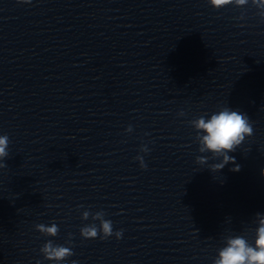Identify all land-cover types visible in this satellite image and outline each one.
Returning <instances> with one entry per match:
<instances>
[{
  "label": "clouds",
  "instance_id": "clouds-1",
  "mask_svg": "<svg viewBox=\"0 0 264 264\" xmlns=\"http://www.w3.org/2000/svg\"><path fill=\"white\" fill-rule=\"evenodd\" d=\"M18 3L29 4L32 0H17ZM215 8L225 7L229 4L245 6L250 2L262 15H264V0H209ZM197 130V139L200 153H211L212 159H219V162L209 165V170L213 173L220 172L226 165H235L230 171H240V165L236 163L235 157L230 156L245 140L246 137L253 135V126L246 114L232 110L229 107H223L218 112L212 113L207 118L200 116L193 122ZM9 139L7 135L0 136V169L7 167L4 163L9 156L7 151ZM141 161V168H146L143 157H137ZM209 157L198 156L196 162L200 165L208 163ZM264 176V170L261 171ZM102 213H96L95 218H100ZM89 212L83 213V219L87 220ZM258 226L255 230L254 243H249L246 237L236 235L227 239L225 246L218 252V258L214 264H264V214L257 213ZM37 229L49 236H56L59 229L56 224L46 226L38 224ZM102 231L101 239H108L113 234L119 240L122 237V230L113 233L112 222L103 220L101 227L89 225L80 229V234L85 239H95ZM47 260L59 262L73 255L70 247L54 245L51 240L47 241L40 249ZM76 264V261H72Z\"/></svg>",
  "mask_w": 264,
  "mask_h": 264
}]
</instances>
